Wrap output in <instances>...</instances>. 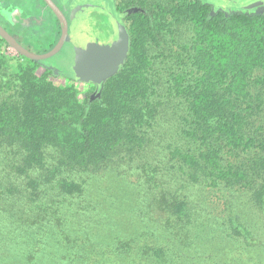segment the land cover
<instances>
[{"label":"trees","instance_id":"1","mask_svg":"<svg viewBox=\"0 0 264 264\" xmlns=\"http://www.w3.org/2000/svg\"><path fill=\"white\" fill-rule=\"evenodd\" d=\"M139 4L128 59L100 89L56 84L25 57L10 72L0 39V264H239L202 259L205 224L187 190L244 194L264 217V14L194 0ZM120 168L141 178L134 204L167 240L141 228L105 242L100 214L85 224L90 206L103 214L110 197L104 188L90 200V180ZM227 212L225 238L256 247Z\"/></svg>","mask_w":264,"mask_h":264},{"label":"rangeland","instance_id":"2","mask_svg":"<svg viewBox=\"0 0 264 264\" xmlns=\"http://www.w3.org/2000/svg\"><path fill=\"white\" fill-rule=\"evenodd\" d=\"M8 1H0V18L17 26L21 25L22 20L26 21L27 18L23 17L27 16V13L33 18L30 20L33 26L34 20L39 17L38 15L46 13L43 10L47 11L49 16L46 20H43L46 22L42 23L39 28V35L45 37L38 40L34 54L41 55L52 50V47L60 39L61 30L56 25L55 33L53 20L57 21V18L44 1L24 0L25 11L21 10L19 4ZM117 1L55 0L68 19V39L59 54L40 62L43 66L38 67L37 74L42 75L50 70L53 72L50 79L54 83L64 85L72 81L83 90L93 87L100 89L108 79L117 75L128 59L131 40L128 27L118 12ZM199 1L216 12L264 14V0ZM125 3H122V0L119 1L120 5ZM0 25L6 31H9L1 20ZM16 32L20 33V30ZM189 33L190 31L187 28L181 27L180 41L183 43L188 41ZM56 34L59 37L58 40ZM19 35H17L18 39H21V35ZM0 39L2 38L0 37ZM1 52L10 60L9 65L12 67L10 72L14 73L19 61L24 62L23 56L6 42L2 45ZM168 109L170 107L165 108L163 116L164 121H166L164 123L165 129H171L176 120V114ZM117 171H112L109 178L98 179L96 177L90 180V185L92 184L90 186V200L99 201L96 197L98 190H101L100 195L104 197L106 195L103 191L104 188H110V197L107 209L103 214L94 211V206H90V209L84 213L88 218L85 224H92L93 216L100 214V217L107 221L109 225L107 227L108 231H103L105 234L101 235L102 241L108 239L105 242H109L110 238H121L124 232H126L125 235H131L137 230H142L141 228H143L142 232L148 233L147 237L152 240L156 236H162L161 239L156 241V244L167 240L163 235L165 231L162 227H159V223L156 221L151 222L154 214H147L146 209L143 205H140V202L137 207L134 204L136 198L131 189L141 185V178L133 170L127 168V173L123 172L122 168L119 169L121 173ZM187 196L194 209L199 212L202 211L199 213L200 223L203 222L205 225L199 229L201 237L198 246L204 253L202 259L209 263L218 262L219 255L225 254V259L233 256L239 264H264V217L258 213L244 194L237 195L232 192H218L208 188L190 187L187 190ZM229 208L236 210V214L232 215H239L241 221L251 228L255 234L254 240L258 243L256 247H245V244L243 245L241 242H233L225 238L227 234L226 217ZM128 219L131 221L132 219L136 220L134 227L131 224L129 228ZM224 261L227 262L228 260ZM224 261L220 260L219 264Z\"/></svg>","mask_w":264,"mask_h":264},{"label":"flooded vegetation","instance_id":"3","mask_svg":"<svg viewBox=\"0 0 264 264\" xmlns=\"http://www.w3.org/2000/svg\"><path fill=\"white\" fill-rule=\"evenodd\" d=\"M0 1H8V0H0ZM44 1V0H43ZM55 2V0H53ZM119 1L121 0H118L117 4V9H118V12L120 14V16L122 17V19L124 20V22L126 23L127 27H128V31H129V27H130V24H131V20L128 19V17L136 14V13H139L141 11H143V8L140 6L139 2L142 1V0H122V3H125L124 5H120L119 4ZM194 1H197V2H200L199 0H194ZM8 2L10 3H17L21 6V10L25 11L26 9V5L24 4V0L21 1V0H9ZM45 3V2H44ZM56 3V2H55ZM128 3V4H127ZM201 3V2H200ZM39 4V2H38ZM46 4V3H45ZM57 4V3H56ZM203 4V3H202ZM58 5V4H57ZM205 5V4H204ZM48 7V6H47ZM49 8V7H48ZM41 9V7H40ZM50 9V8H49ZM62 10V9H61ZM211 10H213L211 8ZM46 12L44 13L43 15L40 13V15H38L39 17L36 18V20H34V24L33 26L31 25L32 23H30V20H32V16L29 15L27 13V16H24L23 18L26 19L25 20H22V22L20 23L21 25L17 26V25H14L12 22L8 21V22H5L3 19L0 18V20L2 21L3 25L5 27H7L9 29V31H7L11 36H13L24 48H26L27 50H29L30 52L34 53V49L38 43V40L41 38V37H45L43 35H39V28L41 27L40 25L46 21H43V20H46V18L49 16L47 11L46 10H43V12ZM215 11V10H214ZM52 12V11H51ZM53 13V12H52ZM65 14V13H64ZM29 15V16H28ZM66 16V15H65ZM42 19V20H41ZM51 21H52V16H51ZM49 19V20H50ZM47 20V21H49ZM35 24H37L36 26H34ZM53 24H55V33H56V27L58 26L59 30H61V25L59 23V21H54L53 20ZM57 25V26H56ZM14 27V29H13ZM20 30V33H17L16 31H19ZM21 35V39H18L19 37L17 35ZM130 34V32H129ZM19 35V36H20ZM61 37V36H60ZM131 38V36H130ZM131 42V40H130ZM56 45V44H55ZM54 45V46H55ZM50 69V68H49Z\"/></svg>","mask_w":264,"mask_h":264},{"label":"water","instance_id":"4","mask_svg":"<svg viewBox=\"0 0 264 264\" xmlns=\"http://www.w3.org/2000/svg\"><path fill=\"white\" fill-rule=\"evenodd\" d=\"M46 5L50 8L53 14L56 16L57 20L61 25V37L57 44L45 54H34L24 48L13 36H11L1 25H0V37L13 49H15L21 56L33 60L36 62H41L50 59L61 52L64 48L66 41L68 39L69 33V22L67 17L61 8L53 0H44Z\"/></svg>","mask_w":264,"mask_h":264},{"label":"crops","instance_id":"5","mask_svg":"<svg viewBox=\"0 0 264 264\" xmlns=\"http://www.w3.org/2000/svg\"><path fill=\"white\" fill-rule=\"evenodd\" d=\"M57 40L59 39L58 35L56 34Z\"/></svg>","mask_w":264,"mask_h":264}]
</instances>
